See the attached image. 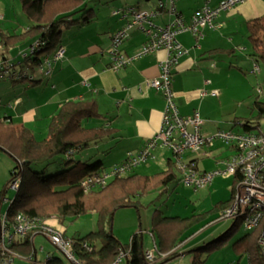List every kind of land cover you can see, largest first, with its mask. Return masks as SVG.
I'll return each instance as SVG.
<instances>
[{"label": "trees", "instance_id": "obj_1", "mask_svg": "<svg viewBox=\"0 0 264 264\" xmlns=\"http://www.w3.org/2000/svg\"><path fill=\"white\" fill-rule=\"evenodd\" d=\"M85 1L20 0L22 12L29 26L23 36L1 34L0 42L6 47H13L16 45V40L21 37L23 44L28 41L29 51L25 57H22L23 62L20 65L21 67L27 65L31 72L40 70L41 75L40 78H34L32 74L20 71L24 77L16 79L12 76L6 78L4 75L0 81L9 79L12 83L26 82L32 87L45 81V77H49L50 74L45 75L41 67L45 59H51L59 48H63L61 45L63 31L75 26L88 25L94 20V9L83 6ZM263 31L264 17L247 25V38L254 48L252 58L254 61L261 60L264 64V43L262 44L259 38ZM2 37H5L6 41H2ZM23 51L24 49L20 53ZM214 53L221 54L224 51L217 50ZM13 60L14 57L11 56L4 54L0 56V75L6 72L9 62ZM252 111L255 113L254 116L241 123L243 132L252 133L260 126V122L264 120V102L256 99ZM102 119L103 116L99 114L94 100L66 101L49 119L46 137L37 140L30 129L16 127L5 118H0V151L4 150L3 152L13 156L16 162L10 172L8 184L0 190V216L4 214L9 225L13 224L17 215L22 214L39 218L56 228L55 225L62 227L66 221H74L88 212H93L96 214L97 229L85 236L75 234L68 237L64 230L60 231L56 228L72 244V252L78 264H114L122 253L124 256L118 264H146L142 233L133 234L127 244H121L111 233L112 219L114 214L123 208H133L139 213L140 199L148 193L155 192L156 198L170 194L178 182L176 170L170 161L168 168L162 173L143 176L133 171L126 176L110 180L104 187L86 190L82 182L105 170L104 164L98 158L95 163L91 165L85 163L82 164L83 168H80L75 156L90 145L111 138L113 129L103 124L88 127L89 123H96ZM58 157H61L65 167L60 173L45 176L44 171L33 170V167L40 165L46 168ZM14 181H18V189L14 197L8 199L7 208L3 209L5 194ZM239 181V176H233L230 198L215 204L206 213L192 214L190 217H167L162 211L155 209L150 218L149 234L156 248V256L167 254L164 259L156 258L158 261L156 264H164L177 257L178 252H174V249L187 241L188 235L195 226L206 221L207 217L214 213L226 209L231 203ZM232 222L230 231L238 221ZM230 231L223 234L224 237ZM260 232L261 226L248 231L236 242L235 247L239 242H243L240 251L246 255L248 264H263L257 244ZM33 234L15 238L9 248L13 253L34 263L36 249L32 241ZM209 245L211 244H204L201 248L189 252L192 254L191 264L204 263L203 254L214 248ZM66 260L67 263L53 253L48 255L43 264H74Z\"/></svg>", "mask_w": 264, "mask_h": 264}, {"label": "crops", "instance_id": "obj_2", "mask_svg": "<svg viewBox=\"0 0 264 264\" xmlns=\"http://www.w3.org/2000/svg\"><path fill=\"white\" fill-rule=\"evenodd\" d=\"M129 1L131 2L121 4V8L135 7L138 10L150 11L157 9L159 4L164 2L165 8L153 20L156 26L164 27L176 18L169 13L170 8L174 9L177 16H181L185 25H189L190 18L203 7H216L223 0H174L173 5L166 3V0ZM9 7H12L11 0H0V37L4 34L2 27H8L7 20L4 19H13L9 15ZM110 16L112 21L94 22V18L88 25L75 26L74 30L68 31L67 36V32L63 31L61 45L65 50L64 58L56 63L55 70L44 83L32 87L27 83L11 82V86L0 88V118H5L16 127L30 129L37 140L46 137L49 119L64 102L94 100L103 119L89 123L88 127L103 124L113 129L111 138L93 144L97 153L95 157L104 153L107 159L111 158L109 167L104 166L105 170L121 163L129 155H136L159 130L164 109L163 96L148 87L146 82L158 77L159 64L166 58V52L159 50L134 60L121 70H111V37L126 24L128 18L113 15L112 12ZM262 17L264 0H245L230 11L220 13L213 27L203 30L202 39L193 38L189 32L177 36L187 54L181 57L177 66L172 69L171 90L175 95L178 113L182 117H189L196 112L199 114L203 121V137H211L218 131L242 133L243 130L237 128L241 129V123L254 116L252 110L248 112L247 106L251 102L249 96L238 98L234 94L235 90L221 84L223 69H218V64L222 56L233 57L238 50L242 53L248 52L253 60L254 48L247 38V25ZM246 38L251 48L245 43ZM145 41L141 30H131L119 51L126 57H132L140 52ZM217 50L224 53L215 54ZM20 51L16 56L20 55ZM11 63L12 61L9 62ZM248 65L245 69H248ZM15 84H22L24 88L20 87V90ZM248 86L244 91L242 88V91H248ZM212 92H217L218 95H212ZM244 106L247 107L246 110ZM262 122L264 123V120ZM209 146L212 145H206L204 150H201L202 153ZM228 146L233 152V147ZM167 152L171 153L167 149H155L148 161L135 169V172L143 176L164 172L172 159L174 164L173 154L168 157ZM202 153H186L185 160H195L197 167L199 160L205 156V153ZM98 158L105 163L103 158ZM138 169L141 172L138 173ZM39 238L45 239L40 233L33 234L34 248L35 241ZM42 249L43 247H40L39 252L43 251ZM49 254L53 253L47 252L45 260L39 261L36 250L34 263L43 264Z\"/></svg>", "mask_w": 264, "mask_h": 264}, {"label": "built area", "instance_id": "obj_3", "mask_svg": "<svg viewBox=\"0 0 264 264\" xmlns=\"http://www.w3.org/2000/svg\"><path fill=\"white\" fill-rule=\"evenodd\" d=\"M244 1L223 0L216 7L205 6L190 18L189 25H185L181 16H177L174 9L170 8L169 13L175 15L176 18L164 27L156 26L153 20L165 8L164 2L160 3L157 9L150 11L129 7L112 12L113 15H119L122 18H128V20L111 37V70H121L129 66L134 60L159 50L166 52V58L159 64L158 77L146 82L148 87L160 92L163 96L164 109L159 130L136 155H129L118 165L101 171L97 176L86 178L82 185L88 191L91 188L104 187L110 180L126 176L143 166L155 149L171 151L175 168L182 176L180 182L195 191L210 185L216 177L226 174L239 176L240 181L236 184L230 205L219 213L213 223L241 220L244 222L247 231L255 230L261 226L257 244L264 264V133L218 131L211 137H203L201 135L203 121L199 114L196 112L189 117H182L178 113L174 100L175 95L171 90L172 69L177 66L179 59L187 54V51L178 42L177 36L189 32L193 38L202 39L204 37L203 30L206 27H213V23L220 13L228 12ZM167 2L173 5L174 0H166ZM135 29L144 33L146 41L138 54L126 57L120 53L119 49L130 31ZM36 44L38 45V43ZM20 54L25 57L27 52L23 51ZM63 56L64 49L59 48L51 59H45L41 67L44 74L49 75L53 64L62 60ZM11 66L12 64L8 65L6 72L0 75V78L4 75L6 78L8 76L16 77V79L24 77L20 73L18 75L10 73L9 67ZM256 72H259L257 65L252 70L253 74ZM212 95L217 96L218 93L212 92ZM215 140L231 145L234 149L231 158L226 161L225 170L201 172L197 169L195 160H185L186 153L198 154L204 146L212 145ZM18 185V181H14L9 185V190L15 192ZM29 233H40L66 259L78 264L72 252V244L63 237L59 230L39 218H31L22 214L17 215L11 225L8 224L4 214L0 216L1 264L13 263L17 255L10 250L9 246L15 238H23ZM184 243L176 247L174 252H177ZM153 247L152 251L144 253L146 264H156L157 259L167 257V254L156 256V248L154 245ZM123 256L122 253L114 264H118Z\"/></svg>", "mask_w": 264, "mask_h": 264}, {"label": "rangeland", "instance_id": "obj_4", "mask_svg": "<svg viewBox=\"0 0 264 264\" xmlns=\"http://www.w3.org/2000/svg\"><path fill=\"white\" fill-rule=\"evenodd\" d=\"M11 1L12 7H9V15L13 17V19H4L7 20L6 24L8 27H2L3 33L6 36H23V34L27 30V25L29 26V22L27 21L26 17L22 12L20 1ZM124 2L126 4V2L130 3L131 1L86 0L83 6L94 9V22H100L101 20L112 21V17L110 16L111 12L119 9H125L121 8V4H124ZM72 30H74V27L64 30V32H67L65 35H69L68 31ZM4 38L2 37V41H6V39ZM21 38L16 40V45L13 47H6L2 44V42H0V56L2 54H5L6 56L14 57L18 54L20 49H24L25 52L29 51L27 50L29 46L27 45L28 41L25 42L26 46L23 47L24 44L22 43ZM259 38L261 43L263 44L264 31L260 33ZM245 43L247 45L249 44L248 46L251 48V42L249 43L247 38ZM16 57L17 58H15L11 63L15 66L10 68V73L18 75L20 71H22L23 73L26 72L27 74H32V77L34 78H40V70L31 72L28 69L27 65L21 67L20 63L23 62L22 56L18 55ZM221 58V62L218 64V69H223V72L221 73L222 76L220 78L221 84L223 86L231 87L233 90H235L236 93L234 94L238 98H246L247 96H249V100L251 102L250 105H248L247 107L249 108L248 112L250 113L252 110L253 103L256 99L261 102H264L263 62L261 60H257L254 62L249 57L248 52L242 53L241 50H238L236 54L233 55V57L222 56ZM248 63L250 64L248 65ZM56 65L57 64H53L52 72L55 70ZM247 65L248 69H245V66ZM255 65L259 67V72L253 74L252 70ZM45 78L47 79L48 77ZM42 83H44V81ZM248 83H250L249 86ZM2 86H11V81L9 79L1 80L0 88ZM14 86L18 87L19 89L20 87L22 89L24 88L22 84H15ZM247 86L248 91L243 92ZM231 95L235 97V95ZM247 107L244 106V109L246 110ZM237 129L242 131V128ZM253 131L264 133V123L262 122L261 125ZM37 135L39 136V134ZM94 147L95 145H91L75 156V159L77 157L79 161L80 168H83L82 164L87 163V165H91L95 163L97 160H99L98 157L103 158L105 162V168L109 167V162L111 161V158L107 159V155H105L104 153H102V155H99L98 157H95L97 156V153L94 150ZM229 148L230 147L227 144L222 143L219 140H215L212 143V146L205 148V156H203L199 160L197 165L198 170H200L201 172L203 170H206L207 172L225 170L226 161L230 159L233 154V152ZM200 152L202 153V151ZM216 152L220 154L217 155ZM204 153L202 154L204 155ZM167 154L168 157L171 155V153L169 154V152H167ZM218 162H221V164H218ZM15 165L16 162L13 156H10L5 152L0 151V190L8 184L10 180V172L15 167ZM64 169L65 167L63 166V161L61 160V157L53 159L50 165L46 168H43L42 165L33 167L34 171H44L45 176L58 174ZM175 170L178 182L177 185H175L173 190L170 192V194L156 198L155 192L148 193L140 199L141 206L139 213H137V211L133 208H123L118 210L114 214L111 223V233L121 244H127L133 234L141 232L143 238L144 251L146 252L153 250L154 244L149 234V230L151 214L155 209H159L167 217H190L192 216V214L206 213L210 209H212L215 204L219 202H225L230 198L233 176L226 174L216 177L215 179H213L210 185L201 189H197L195 191L193 188L187 187L180 182L182 178L181 173L177 169ZM139 172H141V170H139L138 173ZM14 193L15 192L9 189L7 190L5 194L6 199L2 205L3 209L4 207L5 209L7 208V205L9 203L8 199H12L14 197ZM218 215L219 213H214L213 215L207 217L206 221L195 226L188 235L189 237L187 236V239L189 240L184 243L177 251L178 256L164 264H191L192 254L189 252L193 249L201 248L204 244L209 243L214 246V248L208 253L203 254L202 258L205 259L203 264H248L246 255L240 251L243 242H239V245L235 247L236 242L241 239V237L245 233L248 232L244 226V222L238 220L237 224L230 231L233 225V222L231 220L213 223ZM207 222L208 224L206 225ZM55 227L60 231L64 230L66 236L68 237L73 236L75 234L77 236H85L92 231H96V214L93 212H88L87 214L79 217L74 221H66V223L62 227L58 225H55ZM228 231H230L229 234L224 237L223 234L227 233ZM221 236L222 238L219 239ZM211 245L209 246L212 247ZM40 247H43V251L41 252H39ZM35 248L38 251L39 261H44L47 252H51L54 253L57 257L62 258L65 263L68 262L65 256L61 252L56 250L55 247H53L46 239L39 238L37 241H35ZM14 254L17 256L12 264H33L32 261L27 260L25 257H22L16 253Z\"/></svg>", "mask_w": 264, "mask_h": 264}, {"label": "water", "instance_id": "obj_5", "mask_svg": "<svg viewBox=\"0 0 264 264\" xmlns=\"http://www.w3.org/2000/svg\"><path fill=\"white\" fill-rule=\"evenodd\" d=\"M2 151H4V150H2Z\"/></svg>", "mask_w": 264, "mask_h": 264}]
</instances>
